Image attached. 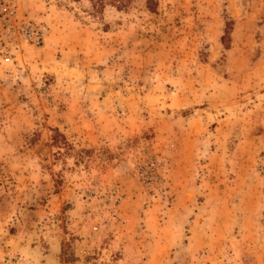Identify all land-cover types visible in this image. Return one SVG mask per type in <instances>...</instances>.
Listing matches in <instances>:
<instances>
[{
    "label": "rangeland",
    "instance_id": "374dc122",
    "mask_svg": "<svg viewBox=\"0 0 264 264\" xmlns=\"http://www.w3.org/2000/svg\"><path fill=\"white\" fill-rule=\"evenodd\" d=\"M0 0V264H264V0Z\"/></svg>",
    "mask_w": 264,
    "mask_h": 264
},
{
    "label": "trees",
    "instance_id": "16d2710c",
    "mask_svg": "<svg viewBox=\"0 0 264 264\" xmlns=\"http://www.w3.org/2000/svg\"><path fill=\"white\" fill-rule=\"evenodd\" d=\"M102 0H100L99 2H101ZM113 3H115L116 5H118V6H125L126 5V1L125 0H111ZM102 3L103 2H101V3H99V5H101L102 6Z\"/></svg>",
    "mask_w": 264,
    "mask_h": 264
},
{
    "label": "crops",
    "instance_id": "0c3cea01",
    "mask_svg": "<svg viewBox=\"0 0 264 264\" xmlns=\"http://www.w3.org/2000/svg\"><path fill=\"white\" fill-rule=\"evenodd\" d=\"M26 264H49L48 261H46L44 263V261H40V260H36V259H32V260H28Z\"/></svg>",
    "mask_w": 264,
    "mask_h": 264
}]
</instances>
